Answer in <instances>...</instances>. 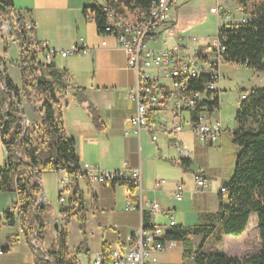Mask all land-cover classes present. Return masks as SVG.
<instances>
[{"label": "crops", "instance_id": "0c3cea01", "mask_svg": "<svg viewBox=\"0 0 264 264\" xmlns=\"http://www.w3.org/2000/svg\"><path fill=\"white\" fill-rule=\"evenodd\" d=\"M19 16L27 24L36 28L38 40L50 47L66 49L76 42H83L92 49L89 55L73 54L67 57L57 56L54 64L64 68L72 78L73 89L68 94V105L64 110V123L67 134L75 141V150L80 162H88L103 169H115L130 160L132 167H140L142 171V187L145 199L157 200L161 211L152 213L145 209L129 210L127 202L135 199L136 187L130 190V184H92L86 179L79 181L85 194L87 210L86 249L79 258V264H95L98 254L105 243L112 251L124 253L130 235L142 225L153 222L165 229L174 217L176 225L192 227L209 224L213 214L220 207L219 197L225 193L223 186L235 172L236 160L240 147L234 142L232 129L236 128L239 90L249 93L253 88L264 87V72L251 71L238 63L226 62L222 68L220 84V110L214 113L222 119L224 131L213 143L201 141L189 128L181 132H170L165 135L157 130L158 138L153 139L152 131L140 134L130 128L129 119L136 113V102L128 98V91L136 84V73L128 67V54L117 47L116 36L99 34L97 24L87 18L85 8L104 4V0H13ZM223 4L229 6L233 16H237V3L228 0H213L206 11L208 16L216 20L217 26L227 24L225 17L210 12V8ZM178 5V4H177ZM175 6L172 14V33L182 35L184 29L178 25L176 13L199 16L195 3L185 4L181 8ZM235 7H232V6ZM180 14V13H179ZM210 14V15H209ZM218 22L220 24L218 25ZM6 25V30H4ZM222 25V26H223ZM2 34L5 39L13 35L9 22L3 21ZM211 39L199 38L198 46H209ZM14 37L10 43L18 48L11 56L6 53V70L18 87H22L19 66L14 62L19 55L20 44ZM103 40L107 45L103 46ZM175 40V39H174ZM3 48L1 49V54ZM11 58V59H10ZM10 59V60H9ZM12 66V67H10ZM251 77V78H250ZM76 88L84 90L88 101H79L74 96ZM241 93V94H242ZM240 94V95H241ZM22 105L27 124L38 122L40 117L34 107L25 101ZM90 106L99 116L98 122L93 118ZM185 117L188 112L183 113ZM169 113L158 107L152 117L158 125ZM129 130V131H128ZM129 134H126V132ZM6 149L0 137V169L6 159ZM201 175L208 186L197 190L195 175ZM63 171H46L41 175L44 202L50 205L47 215L49 229L44 237V246L48 249L57 239L58 230L55 223L63 220L61 210L70 207L69 194L64 193L65 201L59 200L56 182ZM160 182L158 186L157 183ZM183 183V198L177 200L174 191L178 183ZM17 201L15 191L0 190V264H35L29 244L22 236L18 220L9 224L7 214ZM61 223V222H60ZM75 227V237L69 231L68 246L76 249L84 240L76 220L70 226ZM69 226V227H70ZM68 227V229H69ZM225 238V236H223ZM203 236L190 237L187 241H166L163 251H152V264H193L190 253L197 249ZM82 257V258H81Z\"/></svg>", "mask_w": 264, "mask_h": 264}, {"label": "trees", "instance_id": "16d2710c", "mask_svg": "<svg viewBox=\"0 0 264 264\" xmlns=\"http://www.w3.org/2000/svg\"><path fill=\"white\" fill-rule=\"evenodd\" d=\"M152 1L104 0L103 5L125 20L133 21L136 13L128 6L134 4L132 9L140 14L147 13ZM103 5L84 10L87 18L97 24L99 34L105 31L107 23ZM238 5L250 17L246 23L225 24L219 29L220 37L225 41V59L264 72V0H238ZM3 15L8 17L14 33L7 39L2 34ZM14 37L20 44L16 64L21 72V88L6 70L8 42ZM40 42L35 26L27 29L13 0H0V137L7 152L0 169V190L17 194L21 234L29 244L35 264H79V255L87 250V210L85 194L76 177L77 170L68 168L79 159L75 141L67 134L64 123V110L73 82L66 69L43 60V50L38 49ZM205 79L192 78L190 87L201 88ZM74 91L79 101H88L84 90L76 88ZM23 98L31 104L33 100L37 103L34 109L40 117L38 122L27 124ZM90 108L98 122L97 112L92 106ZM237 123L233 140L241 149L234 175L225 193L219 197L220 207L213 214L212 223L192 227L176 225L165 235L169 241H187L190 237L203 236L199 247L193 250V264H264V87L249 91V97L238 107ZM46 171H63L69 175L67 192L71 204L61 210L64 226L59 225L58 237L48 249L44 246V237L49 229L47 215L51 207L38 200L43 191L41 175ZM130 190L134 191L135 186H130ZM253 213L257 214L261 242L257 255L239 258L207 249L206 241L212 236L221 240L223 236L243 234ZM7 219L12 225L16 221L13 213H8ZM72 219L77 221L84 237L76 249L68 246V226ZM35 240L38 244L34 243ZM102 252L101 264H112L111 246L105 243Z\"/></svg>", "mask_w": 264, "mask_h": 264}, {"label": "built area", "instance_id": "2783aa9c", "mask_svg": "<svg viewBox=\"0 0 264 264\" xmlns=\"http://www.w3.org/2000/svg\"><path fill=\"white\" fill-rule=\"evenodd\" d=\"M178 0H159V6H153L152 15L146 22H139L140 12L136 13V22L128 25L119 24L118 14L111 13L103 5L107 13L105 31L100 32L102 36L115 35L117 47L128 54V67L136 73V84L128 91V98L136 102V113L128 121L130 128L137 133L152 131L153 139L158 136L156 131L160 130L165 135L170 132H181L189 128L201 141L213 143L218 140L224 131L222 119L215 116L220 107V84L222 81L221 68L226 63L225 41L218 32L209 46L202 48L198 46V36L176 35L172 33V11ZM231 12L228 7H212L211 13L224 15L226 19ZM250 15L239 10L238 17L230 22L246 23ZM19 18V17H18ZM17 19V18H15ZM27 29L31 24H26ZM174 36V42L170 45V35ZM14 43H18L15 40ZM103 46L107 41L103 40ZM39 50H43V60L46 63H54L57 56L67 57L73 54L89 55L92 49L83 42H76L66 49H59L40 42ZM205 77V82L199 89L191 88L192 78ZM249 97V93H242L238 99V106ZM160 107L169 113L158 125L152 117ZM184 112L189 116L185 117ZM129 131V130H128ZM126 134H129V132ZM236 128L232 130L235 134ZM68 168L77 170V179H86L92 184H119L127 183L136 187L135 199L127 202V209L149 210L152 213L161 211L159 201L145 199L142 187V171L140 167H132L130 160L126 159L124 165L115 169H103L88 162H72ZM70 177L57 178L59 200L65 201L64 193L68 191ZM197 190L204 189L208 182L199 174L195 175ZM158 186L160 182L157 183ZM184 185L178 183L174 191L177 200L183 198ZM39 202H44L42 195ZM8 213H13L16 220L20 219V204L16 201ZM176 225L174 217L168 227ZM22 232V231H21ZM166 236L164 227L148 222L130 235L128 245L124 253L113 251L112 264H152L150 254L152 251H163L166 247ZM38 244V242L36 243ZM5 250L0 249V255ZM195 251L190 255L194 259ZM103 252L98 254L95 264H101Z\"/></svg>", "mask_w": 264, "mask_h": 264}, {"label": "rangeland", "instance_id": "374dc122", "mask_svg": "<svg viewBox=\"0 0 264 264\" xmlns=\"http://www.w3.org/2000/svg\"><path fill=\"white\" fill-rule=\"evenodd\" d=\"M212 1L213 0H178L177 6H179L180 8L182 6H185V4L195 3L198 6V9L200 11V13H197L199 15L198 17L190 15L192 13L186 14L183 16V15H181V14H183L182 10H179L178 13H176V17L179 20L178 25L182 29H184L182 35L198 36L199 38L200 37L203 38V40L205 39V41H207V39H211V38H209V36L212 37V39H213V37L218 32L217 22H216V20L212 19L211 16H208V13L206 14V11L208 10ZM228 3L233 4V3H235V0H228ZM236 3H238V0H236ZM232 7H235V6H232ZM231 10H233V9H231ZM172 14H173V12H172ZM238 14H239V12L237 11V15ZM7 18L8 17L6 15H3V17H2L3 21L6 23L8 22ZM219 24L220 23H218V25ZM222 25H223V22L221 23V26ZM4 30H6V25H4ZM169 34L172 35L171 33H169ZM173 42H174V36L172 35V36H170V45L173 44ZM211 42H212V40H211ZM8 43L9 44H8L7 56H8L9 52H11L12 53L11 56H13L16 53V51L18 50V48L16 46L12 45L10 43V41ZM17 57H15L14 62H16ZM240 66L245 67V66H243V64H241ZM10 67H12V66H10ZM246 67H248V66H246ZM245 69H247V71H251L252 74L254 75L253 70H250L252 68H245ZM259 75H264V74H259ZM238 90H239V93H238ZM240 90L241 89H235L234 91L236 93H238V95L240 96V94L243 92ZM27 103H28V105L29 104L32 105V104L29 103L28 101L25 103L26 111H27V113H29ZM33 103L37 104L34 100H33ZM56 188H57L56 190L58 192L57 182H56ZM60 222H59V225L61 227H63L64 226V220H60ZM68 230L71 231L72 235L75 234L76 230H75V227L73 225H71ZM58 231H59V229H58ZM74 237H75V235H74ZM34 243L36 244L37 241L35 240ZM206 247L208 250L224 252L225 254H227L229 256L239 257V258H245L247 256L257 255L261 249L257 214L253 213L251 215L249 223H248V227L243 234L238 235V236H225V238L222 237L221 240H217L215 237L212 236L206 241ZM79 258H80V256H79Z\"/></svg>", "mask_w": 264, "mask_h": 264}, {"label": "bare ground", "instance_id": "6f19581e", "mask_svg": "<svg viewBox=\"0 0 264 264\" xmlns=\"http://www.w3.org/2000/svg\"><path fill=\"white\" fill-rule=\"evenodd\" d=\"M177 5V4H176ZM153 6H159V0H153L152 1V3H151V6H150V8H149V10H148V12L147 13H141V14H139V22H146V20H149V17L152 15V11H153ZM223 6V4H218V5H216V6H214V7H222ZM104 7H106L108 10H110L111 11V13H115V14H117L115 11H113V10H111V9H109L108 8V6H104ZM213 7V8H214ZM224 7H228V6H224ZM212 8V7H211ZM210 8V9H211ZM229 8V7H228ZM239 10H241L240 8H239V5H238V3H237V11L239 12ZM242 11V10H241ZM173 12V11H172ZM243 12V11H242ZM244 13V12H243ZM227 14L230 16V18L229 19H226V21H228V20H234V19H236L237 17H238V15L236 16V17H234L233 16V12H232V10H231V12L229 11V13L227 12ZM245 14V13H244ZM222 15V14H221ZM221 15H217L218 16V20H219V17L221 16ZM119 16V15H118ZM223 17H224V15H223ZM132 22H136V18H135V20H133V21H131V20H125L124 18H122V17H120L119 16V24H121V25H128L129 23H132ZM218 23H220V22H218ZM230 23H238V22H230V21H228V23L227 24H230ZM221 28V26H219V28H218V32H219V29ZM217 32V33H218ZM199 38V37H198ZM202 48H204V47H202ZM226 62H228V61H226ZM230 62V61H229ZM232 63H235V62H232ZM223 77V76H222ZM220 107V106H219ZM223 123V122H222ZM223 127H224V125H223ZM237 128V127H236ZM235 129V128H234ZM225 130V129H224ZM233 130V129H232ZM233 134V133H232ZM233 136H234V134H233ZM219 139V138H218ZM217 141V140H216ZM61 178H67V173L66 172H64V175L61 177ZM199 191V190H198ZM175 220V219H174ZM176 226V225H175ZM174 226V227H175ZM170 229H172V228H170ZM167 231H169V230H167V229H165L164 228V236L166 235V233H167Z\"/></svg>", "mask_w": 264, "mask_h": 264}, {"label": "water", "instance_id": "95a60500", "mask_svg": "<svg viewBox=\"0 0 264 264\" xmlns=\"http://www.w3.org/2000/svg\"><path fill=\"white\" fill-rule=\"evenodd\" d=\"M228 183H229V181H225L224 184H223V186L226 188L227 185H228ZM55 228H56L57 230L59 229V223H58V222L55 223Z\"/></svg>", "mask_w": 264, "mask_h": 264}]
</instances>
